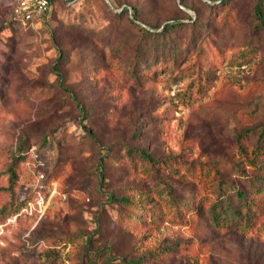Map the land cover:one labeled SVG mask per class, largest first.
Listing matches in <instances>:
<instances>
[{
  "label": "rangeland",
  "instance_id": "1",
  "mask_svg": "<svg viewBox=\"0 0 264 264\" xmlns=\"http://www.w3.org/2000/svg\"><path fill=\"white\" fill-rule=\"evenodd\" d=\"M34 1L0 0V264H264V194L250 223L210 209L220 181L264 187L255 0H54L23 24ZM30 145L46 180L15 162Z\"/></svg>",
  "mask_w": 264,
  "mask_h": 264
},
{
  "label": "trees",
  "instance_id": "2",
  "mask_svg": "<svg viewBox=\"0 0 264 264\" xmlns=\"http://www.w3.org/2000/svg\"><path fill=\"white\" fill-rule=\"evenodd\" d=\"M53 1L54 0H49L50 3V8L49 10L44 13L41 16V20L44 21V19L46 18V16L51 12L52 10V5H53ZM263 4H264V0H255V6H254V14H255V18L257 19V25L262 29L263 31V41H264V10H263ZM139 18L138 12L133 9V19H131L130 21L136 25L140 30L146 32V33H151L150 31L145 30L142 26L139 25V23L137 22ZM11 22L14 25H20L19 21L12 19ZM178 25L177 22L173 21L171 23H167L164 25V28L162 29V32L167 33L170 30H172L174 27H176ZM259 135L261 137H264V131H260ZM52 136L48 135L45 137L46 139V144L50 143ZM128 152H130V150H127ZM15 162H19V163H26V162H30L35 168H41L43 169L44 175H45V180L47 179L46 177V173L45 171L48 168V164H49V156L47 154V152L44 149H39L38 147H36L35 145H30V146H26V147H22V149L20 148L19 151H17L16 155H15ZM12 181L14 179H17V173L16 171H12ZM254 184H250V190L253 191V194L258 195V197L256 196H252V195H248V191L238 185H235L234 183H227L228 188L225 187V182L220 181V183L218 184V189H219V193L217 196V200L215 201V203H213L210 207L211 209V217H213L215 220H218V218L220 217L221 219L224 218V221H227L231 218H241L243 220H245V222L250 223L251 220V216L253 215L252 213V205H254V203L256 201H261V197L264 194V187L261 185H259L258 183L253 182ZM262 184V183H261ZM166 194L171 197V199L178 205V206H183L186 205L187 207L191 206L190 204H188L189 200L185 199V200H179L175 197L172 189H168L165 190ZM113 197V196H112ZM232 199L236 200V205L233 204ZM120 202L124 203V204H130V200L128 198H121L119 200ZM220 207V210L222 212L218 213L217 209ZM246 210V216H243V210ZM139 210H142V208H140ZM224 210V212H223ZM159 211V209H158Z\"/></svg>",
  "mask_w": 264,
  "mask_h": 264
},
{
  "label": "built area",
  "instance_id": "3",
  "mask_svg": "<svg viewBox=\"0 0 264 264\" xmlns=\"http://www.w3.org/2000/svg\"><path fill=\"white\" fill-rule=\"evenodd\" d=\"M50 8L49 0H35L30 6L23 9V11H17L19 13L16 14L17 18L23 24L28 22L32 15H36L41 17L44 13H46ZM38 179H43V173H37ZM44 198L39 196V200L37 201L38 205L40 206L43 203Z\"/></svg>",
  "mask_w": 264,
  "mask_h": 264
},
{
  "label": "water",
  "instance_id": "4",
  "mask_svg": "<svg viewBox=\"0 0 264 264\" xmlns=\"http://www.w3.org/2000/svg\"><path fill=\"white\" fill-rule=\"evenodd\" d=\"M109 2V0H107Z\"/></svg>",
  "mask_w": 264,
  "mask_h": 264
}]
</instances>
